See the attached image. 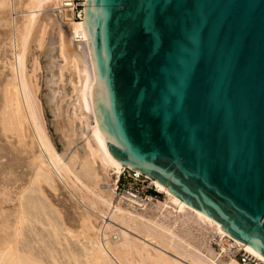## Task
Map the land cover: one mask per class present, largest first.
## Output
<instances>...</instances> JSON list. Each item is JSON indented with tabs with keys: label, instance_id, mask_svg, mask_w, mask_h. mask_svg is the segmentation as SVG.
Returning <instances> with one entry per match:
<instances>
[{
	"label": "water",
	"instance_id": "obj_1",
	"mask_svg": "<svg viewBox=\"0 0 264 264\" xmlns=\"http://www.w3.org/2000/svg\"><path fill=\"white\" fill-rule=\"evenodd\" d=\"M100 137L264 257V0H85Z\"/></svg>",
	"mask_w": 264,
	"mask_h": 264
},
{
	"label": "bare ground",
	"instance_id": "obj_2",
	"mask_svg": "<svg viewBox=\"0 0 264 264\" xmlns=\"http://www.w3.org/2000/svg\"><path fill=\"white\" fill-rule=\"evenodd\" d=\"M65 1L66 0H0V35H9L8 44L10 46L9 51L11 52V55L8 54L10 55L9 60L6 59L9 66L8 75H6L7 77L0 78V141L3 140L2 138L4 137L6 139L10 137L11 140L15 139L13 141L16 142L8 141L7 139L12 147H14L15 144L17 146V142L22 141L26 147L27 144L31 143L37 148L35 153L34 151L31 153V159H28L30 177L17 192L18 195L16 199L18 202L17 208L15 207L16 210H14V222L10 239H3L0 243V264H46L37 257L24 251L22 248L24 240L23 227L30 221V216L33 214L32 212L38 215L42 212V208L39 207L41 205L40 200H36L37 197L34 195L33 198L36 197L35 200L37 202L39 201V206L35 202V204L29 202L31 199L33 201L35 200L27 194L31 191V188L33 192V187H36L35 184L40 187L42 182L52 181L54 175L62 180V186L80 203L81 214L80 212L78 214H80L81 219L79 218L80 221L76 228H69L67 226L61 228L53 221L54 219L52 220L49 218L53 223L52 227L48 226L51 231L50 233H52V243H54L52 245H57L61 248L60 250H56L54 246L52 249L46 247L49 258L53 264H62V247L59 228L64 231L65 236L73 239L75 238L77 242L78 240H82L84 243L81 245V254H77L79 251L76 253L70 247L63 253L68 254L75 262H84L85 264H181L177 259L175 260L171 258L172 256L169 257L166 255V252L163 253L161 252L162 250L158 251V248V250L149 249L146 244H141L136 241L134 237L130 238L128 237L129 235H125L123 226L127 228L130 227L133 231L149 239L150 242L155 241L158 245L160 244L161 246L168 247L167 245H169V242H172L176 235L173 233L174 230H171V226L168 227L169 225L166 226L160 222L165 215V213H162L163 211L177 214H183L184 211H188L195 219L196 223L198 221L212 226V229L218 234L220 240L225 238L228 245H234L236 249L240 248L244 252V255L251 258L255 264H264V257L251 246L230 237L221 230L220 224L181 202L180 199L166 191V186L160 185L155 180L143 174L144 177L150 180L152 188H154L158 194H161V199L153 200L151 203L153 205L152 207H148L149 205L146 204H148L149 199L153 197H149L145 200L128 195L126 191L123 194L116 191L117 182L121 173L127 166L120 164L110 154L100 137L99 132L101 129L99 128L98 120L92 112L86 97V92H93L94 90V72L88 46V35L82 19L77 20L73 18L70 9L64 5ZM55 30L59 62L64 65L68 59L71 63L70 69L74 72L75 81L77 83V99L73 102L74 106L71 111V119L75 127L79 125L85 128L84 133L75 139L74 145L77 150L87 155L94 171L99 176L97 187L107 196V199L101 197L96 191L89 188L72 171L66 160L57 153L52 142L48 138L43 122L41 123L39 119L38 115L41 112H38L39 114L37 113L38 108L36 107L35 101L36 92H34L31 84L32 80L30 81V77L27 76L25 71L26 53L27 50H29V43H31L32 51L35 53L33 64L36 67L39 66L38 59L43 55L49 36ZM64 41L72 45L70 49L75 53V57H72V60L66 57ZM2 61L5 63V60ZM3 67H5V65ZM2 68L1 72L4 71ZM0 75L2 74L0 73ZM39 106L40 105H38V107ZM24 137H28L29 141L28 138L25 140L30 143H26V141L23 140ZM25 146L23 148H25ZM14 149L22 153L25 152L22 148L14 147ZM25 150L28 151L27 149ZM29 150L32 151L31 149ZM27 153L29 154L30 152ZM19 165V159H17L16 155L14 156V154H12V159H9L6 165L7 168H17ZM9 182L10 178L7 177L3 184H8ZM51 184L49 182V185ZM38 190L37 193L39 194L40 190ZM26 195L29 197V200H27ZM138 207L142 208L143 211H138ZM147 208L150 209L149 215H145L146 212L144 210H148ZM30 213L32 214L30 215ZM80 216L78 215L77 217ZM107 217L115 220L117 224H113L111 221L107 222L105 220ZM96 219L99 221L98 223H96ZM35 220L41 224L43 223L40 218L38 219L36 217ZM57 222L59 223L58 220ZM61 222L60 225L62 224ZM172 224L175 223L172 222ZM45 225H49L48 220L45 221ZM7 228L8 220L2 221L0 229L5 230ZM164 237L167 239L166 244L164 242ZM175 242L177 243L176 240ZM170 246L171 245H169V247ZM169 247L167 250H169ZM185 252L183 251V255ZM189 257H191V254ZM233 257L228 256L224 262L220 264H240ZM188 261L191 262L192 260ZM194 263L202 264L203 262L201 263V261H199V263ZM214 264L219 263L214 262Z\"/></svg>",
	"mask_w": 264,
	"mask_h": 264
},
{
	"label": "rangeland",
	"instance_id": "obj_3",
	"mask_svg": "<svg viewBox=\"0 0 264 264\" xmlns=\"http://www.w3.org/2000/svg\"><path fill=\"white\" fill-rule=\"evenodd\" d=\"M8 37L9 35H5V36L0 35V73L3 75V76L0 75V78L7 77L6 75H8V71H9L8 70L9 66L6 62V59L9 60L10 58L9 56L11 55V52L9 51L10 46L8 44L9 41ZM56 41L57 39H56V30H55L49 36L46 49L43 55L38 59L39 66L37 67L34 66L33 64V57L35 56L34 55L35 53L34 51H32L33 49L31 43H29L28 46V49L30 51L27 50L26 53L25 71L27 76L30 77L29 78L30 81L32 80L31 84L33 86L34 92H36L35 96L38 98L37 99L35 97L36 107L38 108V109L36 108L37 113L41 112L40 114L38 113L39 119L41 120V123L43 122V126L48 135V138L52 142V145L54 146L57 153H59V155L66 160L67 164L72 169V171L89 188L96 191V193L99 194L101 197L107 199V196L103 192H101L97 187L99 183V176L94 171L87 155L77 150L74 145L75 139L81 136L82 133H84L85 128L79 125L75 127L71 119V111L74 106L73 102L75 99H77V93H76L77 83L75 81L74 72L71 71L70 69L71 63L68 61V59L64 65H62V63L59 62L57 56ZM71 46L72 45H70L68 42L64 41L66 57H69L72 60V57H75V53L73 52V50L70 49ZM2 60H5V63H3L4 61ZM4 65L6 68L3 67ZM1 68L4 70L3 72H1ZM38 105L40 106L38 107ZM9 138L10 137H7L8 141L10 140L12 142H15L13 141L15 139L11 140V138L10 139ZM27 138L28 137H24L23 140L26 141ZM2 139L3 140L0 141V224L2 221L8 220V228L5 230L0 229V243L3 241V239L4 240L10 239V235L12 232V225L14 222V213H15L14 210H16L15 207L17 208V202H18L16 199L18 195L17 192L19 191V188L23 184H25L30 177V166L28 164L29 162L28 159L29 158L31 159V155H32L31 153L33 151L35 153L37 150L35 145L28 142L29 138L28 141H26V143H30L27 144V147L22 141L17 142L19 147L18 145L16 146V144L15 146L13 145L16 148H22V150L25 151V152L23 151L24 153L15 150L14 147H12L10 143H8L5 137ZM20 142H22L23 145ZM29 145L31 148L29 147ZM24 146L25 148H23ZM25 149H27L28 151H26ZM29 149H31L32 151H30ZM27 152L30 153L28 154ZM12 154H14V156L16 155L17 159H19L20 161V165L17 168H13V167L7 168L6 166L7 163L9 162V159H12ZM7 177L10 178V182L8 184L7 183L3 184L7 179ZM53 177L54 178L52 179V181L44 182L46 184L42 182L43 184L41 183L40 187H38L35 184L36 187H33V192L35 193L32 192V188H31V191L29 192L30 194L29 193L27 194L30 195L29 197L31 198H33L35 195L37 197V198L35 197L36 200L37 199L40 200L41 203L40 206L38 204L39 201L37 202L35 198H33L35 201H33L31 198H30L31 200H29V197L26 195V198L27 200H29V202H33V203L35 202L36 204H38L39 207L42 208V212L39 215L34 212H32L33 214L30 213V215L32 214L30 216V221H28V223L24 225L25 227H23L24 240L22 243L23 244L22 248L24 249V251L30 253L34 257H37L46 264H53L51 259L49 258V254L46 250V247L52 249L54 246L56 250L61 249L57 245H52L54 243H52L53 242L51 235L52 233H50L51 231L49 227H52L53 223L50 219L52 220L54 219L53 221H55L56 224H58L59 227L61 228L63 226L64 227L67 226L69 228H76L77 225L79 224L78 222L81 219L80 203L76 200L75 197H73L72 195H70V193H68L67 189H65L62 186V180H60L58 176L54 175ZM130 180L131 179L127 174L123 176L120 181V188L128 185V183H131ZM49 182L50 184L52 182L53 183L49 185ZM134 185H135L134 187H140V188L143 186L141 183ZM37 190L39 191V194L37 193ZM118 193L123 194L124 192H118ZM151 197L153 198H150L149 203L146 204L149 205L148 207L153 206L151 204L153 200L161 199V194H155V196H151ZM147 209L148 210H144L146 212L145 215L150 214V209L149 208ZM137 210L143 211V209L139 207L137 208ZM79 212L80 214H78ZM162 213L163 214L165 213V215L162 218L163 220L160 217L161 219L160 222L166 226L169 225L168 227L171 226L170 227L171 230L172 231L174 230L173 233L176 235V237L174 236L172 242H169L171 248L169 247V245H167L169 247V250H167L168 247L161 246L160 244L158 245V243L156 242L157 243L156 244L155 241L150 242L149 239L145 238L140 233L133 231V229H131L130 227L127 228L126 226L125 227L123 226V229L125 230V235L126 236L129 235L128 237L130 238L134 237V239L139 243L146 244V246H148L149 249L152 250L159 249L158 251L162 250L161 252L163 253L166 252V255H168L169 257L172 256L171 258L175 260L177 259L178 262L181 264H195L194 262L199 263V261H201V263L203 262L202 264L206 262H207L206 264H214V262L220 264L224 262V260L228 256H232V257L234 256L233 258L236 259L240 264L243 263L242 258H244L245 255L240 248L236 249L234 245L232 246L228 245L225 238L220 240V237L212 229V226L207 225L206 223H200L198 221L196 223L195 219L188 211H184L183 214L169 213L167 211H163ZM78 215L80 217H77ZM57 216L58 217L61 216L60 217L61 219L58 218ZM33 217L35 219L36 217L38 219L40 218V220L44 224L36 222L37 220H35ZM47 220L49 225L46 226L45 221ZM57 220L59 221V223L57 222ZM98 220L100 221L99 218ZM98 220L96 223L99 222ZM105 220L107 222L111 221L113 224H117L115 220L110 219L109 217H107ZM60 222L62 223L61 225ZM172 222H174L175 224H172ZM61 228H59V235H60V243L62 247V264H85L84 262H75L73 259H71V257L68 254H63L68 250L69 247L76 253L78 251L80 252V253L78 252L77 254H81L80 251L82 247L81 245H83L84 243L82 240L81 241L78 240L77 242L75 238L73 239L71 237L65 236L64 231L61 230ZM164 240L166 244L167 239L165 238ZM175 240L177 241V243L175 242ZM183 251L184 252L186 251L184 255H183ZM186 253L189 255H187ZM190 254L191 257H189ZM192 258H194L195 260ZM196 259H200V260H196ZM188 260H192L193 262L191 261L192 262L191 263ZM251 264H255V263L251 262Z\"/></svg>",
	"mask_w": 264,
	"mask_h": 264
},
{
	"label": "built area",
	"instance_id": "obj_4",
	"mask_svg": "<svg viewBox=\"0 0 264 264\" xmlns=\"http://www.w3.org/2000/svg\"><path fill=\"white\" fill-rule=\"evenodd\" d=\"M85 0H66L64 2V5L70 9V11L73 14V18L77 20H81L83 16V4ZM128 175L131 179L128 185L120 188V181L123 176ZM141 183L143 186L140 187H134V184ZM117 191L118 192H127L128 195H132L134 197H139L141 199L147 200L151 196H155V194H158L154 188H152L150 184V180L147 177H144L141 173L132 170L130 168H125V170L121 173V176L117 182ZM154 194V195H153ZM242 262L244 264H251V262L255 263L251 258H249L247 255H245L244 258H242Z\"/></svg>",
	"mask_w": 264,
	"mask_h": 264
}]
</instances>
